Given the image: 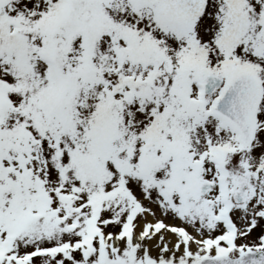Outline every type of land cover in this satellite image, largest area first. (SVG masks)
Masks as SVG:
<instances>
[{
    "label": "snow or ice",
    "instance_id": "obj_1",
    "mask_svg": "<svg viewBox=\"0 0 264 264\" xmlns=\"http://www.w3.org/2000/svg\"><path fill=\"white\" fill-rule=\"evenodd\" d=\"M0 264H264V0H0Z\"/></svg>",
    "mask_w": 264,
    "mask_h": 264
}]
</instances>
